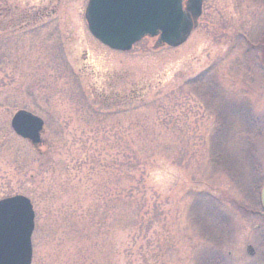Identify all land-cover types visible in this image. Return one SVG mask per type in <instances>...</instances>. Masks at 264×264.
<instances>
[{"label": "rangeland", "instance_id": "rangeland-1", "mask_svg": "<svg viewBox=\"0 0 264 264\" xmlns=\"http://www.w3.org/2000/svg\"><path fill=\"white\" fill-rule=\"evenodd\" d=\"M87 3L0 0L6 23L45 13L0 32V199L34 204L32 264H206L217 249L264 264V182L260 213L242 189L264 179V3L204 0L181 45L127 51L92 35ZM21 108L44 119L41 143L13 131ZM209 210L228 220L222 245Z\"/></svg>", "mask_w": 264, "mask_h": 264}, {"label": "water", "instance_id": "water-1", "mask_svg": "<svg viewBox=\"0 0 264 264\" xmlns=\"http://www.w3.org/2000/svg\"><path fill=\"white\" fill-rule=\"evenodd\" d=\"M203 0H89L85 17L92 34L112 49L127 51L142 38L157 37L156 48L184 43L198 26ZM44 119L16 111L11 126L34 145L41 143ZM36 213L30 197L0 199V264H32Z\"/></svg>", "mask_w": 264, "mask_h": 264}, {"label": "trees", "instance_id": "trees-1", "mask_svg": "<svg viewBox=\"0 0 264 264\" xmlns=\"http://www.w3.org/2000/svg\"><path fill=\"white\" fill-rule=\"evenodd\" d=\"M19 13L15 14V17L13 14L12 20L9 19L10 22L6 23L4 21V18L7 14L1 15L2 12H0V32H2V31H5V32L14 31L16 29H25L26 27H29L30 25H35L38 22L42 21V19L45 16V13L43 11H41L40 13H37L36 15H33V16L27 15V12H25L24 16H22V15L18 16ZM5 24H8V25H5ZM254 46H259V43L256 42L254 44ZM258 48H260V50H262L263 54H264V47L259 46ZM199 82H201V79H200V77H197L191 81V84L194 85V84L199 83ZM131 99H133V98H131ZM218 130H219V128L217 129V131ZM215 135H216V133H215ZM219 146H220L219 143H217V145H216L214 142L213 152H214V154H216V157H218V154H219V159H217L215 161L217 168L222 167L227 172H229V170L231 169L232 166L235 169L236 168V167H234L235 163H233L232 160L226 159L222 155V151L219 149ZM220 152H221V154H220ZM229 164L231 165V167ZM260 177L261 176L258 175L255 182H252V183L248 182V183L242 184V189L243 188L245 189L243 193L246 196V200L256 210V213L261 212L260 208H262V204H263L262 194H263L264 179L260 178ZM237 178H240V177L237 176ZM207 219L211 220L207 233H209V236L213 238V240H214L213 243H217V244L220 243L218 245H222L223 241H225V237H228L226 233L224 235V232L226 231V229L229 228L228 220L224 217V215L221 212L219 213V211H210V210L207 213ZM136 246H137V239L135 238L134 244L131 245V255L132 256L135 253L134 249L136 248ZM225 260L226 259L224 258L223 254L218 249L214 250V251L207 252L206 264H225ZM130 263L135 264V257H132V260L130 261Z\"/></svg>", "mask_w": 264, "mask_h": 264}, {"label": "flooded vegetation", "instance_id": "flooded-vegetation-1", "mask_svg": "<svg viewBox=\"0 0 264 264\" xmlns=\"http://www.w3.org/2000/svg\"><path fill=\"white\" fill-rule=\"evenodd\" d=\"M261 2H263V3H264V0H261Z\"/></svg>", "mask_w": 264, "mask_h": 264}]
</instances>
